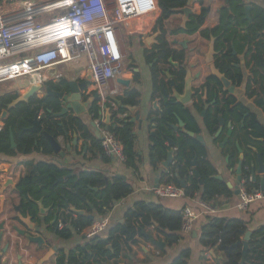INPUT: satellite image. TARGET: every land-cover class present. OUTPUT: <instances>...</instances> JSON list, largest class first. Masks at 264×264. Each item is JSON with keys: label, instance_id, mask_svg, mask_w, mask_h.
<instances>
[{"label": "crops", "instance_id": "1", "mask_svg": "<svg viewBox=\"0 0 264 264\" xmlns=\"http://www.w3.org/2000/svg\"><path fill=\"white\" fill-rule=\"evenodd\" d=\"M24 1L0 0V5H2L5 9L11 10L20 8L21 5L24 4ZM31 1L45 2L50 0ZM188 1V6L195 11V15L197 16L200 15L203 10H207V17L204 25L202 26V30H205L215 28L219 24L220 11L223 7L229 8L231 0H229L228 5L226 0ZM243 1L250 7L249 18H251V12L254 9L257 7L264 8V0ZM13 4L15 5L13 6ZM153 5L154 9L149 13L136 18L134 21L128 23L126 27H122L120 29L121 46L126 55L125 70L121 77L110 81V89H121L123 95L130 89H135L140 93L136 107L137 111L141 113V118L146 120L144 121L142 128L139 127L138 123L133 124L135 134V151L137 154L135 164L136 167L128 165L127 160L126 163H121L114 158L106 156L100 146L101 144L95 145L92 140L85 139L82 131H74L69 127V130L67 129L69 131L68 138L64 137L63 131L62 134L57 136V138L63 146H66L68 143H73L74 139L77 137L79 140L78 146L73 147L72 153L68 154L66 159H60L63 166H58L67 168L74 179L80 178L85 173H92L100 174L110 182L115 179H119L130 185L132 190L131 194L115 203L112 210H110L106 215H100L97 211L91 209L90 205L84 209L86 210L87 215H95L93 224L99 221H108L109 225L107 231L100 236L105 239H107L109 231L112 228L122 225L121 221L127 225V215L135 209L138 203L156 204L163 207L165 210L179 211L182 213L185 208H190L197 216L192 233L185 234L182 232L181 228V236L177 244L173 246L167 245L165 237L157 231V225L152 224L151 226H144L139 235L136 237L137 243L133 244L130 242L125 245L122 244L123 249L120 256L109 259L102 264H174L185 251L190 253L189 258L187 259L188 264H226V259L222 252L218 250H208L201 243V230L206 225L208 218L210 217H218L225 220L239 219L243 221L245 225V232H251L252 234L249 241L250 250L244 262L242 261V254L241 264H264V262L261 261V257L264 256V233L261 232L262 229H264V198L250 205L247 211H239L237 207L239 197L234 195V191L237 187L240 189L245 187L244 182H238V176L236 174L238 163L240 162V156L238 152H229L227 148H220V144H222L227 138L228 124L232 123V127L235 132L241 136V147L245 155L249 152L248 147L250 145L255 147L258 151L264 150V138L257 135L253 136L251 134L252 131L245 129L244 126L245 120L252 122L254 121V117L259 126H257L258 129L256 132L260 134L261 131L264 130V80L261 81L260 79V77L264 74V57L260 60V67L258 66L254 70L253 67H249L250 58H247V50L238 54L239 64L236 65V68L240 69L243 74V83L239 86L237 83L233 82L235 87L234 93H227L230 96H233L237 100L238 104H241L246 108V114L244 115V120L241 125L237 122V120L234 121L230 117H225L224 131L219 137H216L220 124L214 127L215 131L212 133L206 127L205 118L202 117L201 108H198L202 106L199 105L198 107H195L197 106V102L190 103L186 107L180 105L183 109H189L196 126L178 114L170 116L167 120L160 123L158 120H162L164 116V112H161V109L165 110L163 103L165 101H169L164 97V89L166 90L167 87H170V77L160 75L161 67L165 62L158 60L159 52L157 50L159 47H162L163 43L166 42L167 48L177 54L183 55V60L173 59V61L175 63H181V68H184L185 72L188 71L191 74L193 77L192 85L195 91H200V89L203 90L205 84L208 83V79L213 77V72L211 66L205 63V54L208 53L210 42L203 38L200 32L193 35L179 32L183 17V15L179 13H174L169 18L163 20L161 25H158V22L162 18L163 11L160 8L159 0H153ZM41 20L43 22L48 21L46 17H42ZM241 33L244 34L243 31ZM150 37L155 38V41L148 43ZM261 40L264 42V37H262ZM204 44H208V47ZM87 65L88 58L83 57L78 62L63 64L42 71L39 75H36L33 78L29 76L21 77L0 83V100L5 97L11 101H9L7 106H0V132L5 129L7 122L16 116L12 112V110L16 107L10 109L9 106L17 98L25 95L29 91L32 84L36 82L44 85V90L39 92L34 98L39 100H48L49 98H53L48 97L45 99V96L48 93V83L60 85L62 80L77 79L81 81L85 78L86 72L88 71ZM255 71L259 72L257 77L259 83L254 81ZM55 73H62L63 77L61 79L51 77ZM119 80L130 81L131 84L129 88L119 84ZM249 83L251 84L250 90L247 88ZM208 88L209 91L207 93L206 100L204 99V104L210 103L214 99V95L218 87L215 86L214 83H210V87ZM183 90L184 85H182L180 92L183 93ZM253 91L255 96L251 97L249 93H253ZM94 92L95 90L93 89V85H91L89 92H87V94L90 93V95L87 96L90 97ZM218 92L220 101L224 97L225 91L221 89ZM159 99L160 102L157 107H159L160 110H154V102ZM44 111L45 110L41 109L39 111V115H43ZM5 112H7L6 116H4ZM128 113L130 114L129 119L131 121L134 116L130 112ZM113 114L114 113H112V115ZM101 116L104 118L105 122L106 110L103 111ZM150 116L155 119V122L151 123L147 120ZM99 118H93V111H89L88 115L81 117L82 121L91 131L93 138H96L98 141L99 138L96 136V133L99 130L93 128L91 123L94 122L96 124V120ZM221 118L223 117L220 116L219 119ZM19 119L20 116L18 117V120ZM56 120L58 123L62 122L65 125V122L68 123L70 118L66 119L67 121L58 118H56ZM180 121L183 123L182 127L180 126ZM112 123L113 116L111 119V124ZM171 125L178 127L179 131L176 132ZM160 126L179 139L189 137L184 134V132L188 131L194 133L193 128L198 127V132L194 134L195 136H202L206 142V159L215 170V179L216 177H221L222 180L219 181H223L226 184L231 183L233 185V189L231 190L233 196L231 198H217L210 204V207L214 209V213H208L203 208V202L199 193L195 194L193 197H187L185 195V197L180 198H159L153 192V190L159 186L165 185V178L173 177L175 170V165H172V167L168 170L169 174H167V169L162 166V163L167 159V153L160 154L159 149L157 148V142H164V146L167 148V151L170 148L168 141L164 139L165 135H163V131L160 130ZM242 126L244 127L242 128ZM30 127L31 125L29 128ZM260 128L261 130H259ZM158 132L160 133L158 134ZM56 159L59 158L55 157L53 153L46 154L37 146L33 147L31 151L26 152L18 149L16 144L13 148L11 146L10 150L7 149L6 151L0 153V171H7V173L0 174V178L2 179L10 175L14 177V180H18L22 176H28V178L33 182L36 180L37 174V172L34 171V167L40 163L42 164L43 162L54 163ZM195 160V166L190 164L189 174L191 176H195V172H197L196 166L198 161L197 159ZM248 169V166L244 168L245 171ZM60 176L61 175H59V177ZM121 177H124L125 180ZM158 181L160 182L158 183ZM258 187L259 190H261L260 186ZM64 189L65 188H62V191ZM88 190L94 194L100 192L99 188H92L90 186ZM71 197H73V195H71ZM58 199H60V197H58ZM88 202L92 204L91 200H88ZM77 203L78 202L73 204ZM71 206L74 207V205ZM92 206L94 207L93 204ZM66 214H69V212L66 211ZM69 216H71V219H74L73 223L77 222L79 219H83L77 218L73 214H69ZM2 219L3 218L0 217V222ZM60 221H62V219L59 220L57 228L63 238L61 237L60 240V238L56 237L55 239L58 241L60 240L62 247H66L68 249V252L65 253L68 258H72L73 260L74 257L78 263L86 264L88 254L86 246L89 243V240H87L84 235L85 229L83 231H79L73 224L65 226L63 229H59L58 226ZM142 231H144L145 234L150 235L151 240L146 238V236L142 234ZM243 239L244 235L242 234L241 240ZM152 240L164 243V247L161 248L155 245ZM253 242L256 244L253 245ZM84 248H86V252H84ZM19 254L23 255L22 261L24 264H37V261L43 256V252H41L33 254L34 256L31 257L32 255L26 250H21ZM58 258L59 257L57 255L45 264H58ZM7 261L11 264H18V252L15 249L12 250L10 258H3V263H6Z\"/></svg>", "mask_w": 264, "mask_h": 264}, {"label": "trees", "instance_id": "2", "mask_svg": "<svg viewBox=\"0 0 264 264\" xmlns=\"http://www.w3.org/2000/svg\"><path fill=\"white\" fill-rule=\"evenodd\" d=\"M188 2V0H159V5L163 14L162 18L158 22V25H161L163 20L173 15L175 13V9L188 6ZM246 6L247 5L243 0H231L229 8H224L220 11L219 24L215 28L202 30V26L205 23L208 13L207 10H203L200 15L191 16L185 29H179V32L188 35L200 32L202 37L208 41L214 38L215 48L219 53V57L216 61V67L222 74H225L229 80H232L239 86L243 83V74L240 69L236 68V65L239 64L238 54L247 50V58H250L249 67H253L254 70L256 67H260V60L264 57V42L261 40V38L264 37V8L257 7L254 9L251 12V18L248 19L245 14ZM242 31L244 34L241 33ZM166 46L167 43H163L161 47L163 50L158 56L159 61L167 62L171 58L174 60L184 59L182 54H177ZM181 75V79L183 80L186 76L185 69ZM258 75L259 72L255 71L254 81L257 83H259L257 78ZM260 79L261 81L264 80V74L260 77ZM63 82H65V80H62L61 84ZM207 82L208 83L205 84L206 88L210 87V83H214L215 86L220 88V90L222 89L218 79L214 76L210 77ZM48 86L53 90H60L61 85L48 83ZM205 87H203V91L205 90ZM247 88L248 90L251 89L250 83ZM181 89L182 86L179 91H181ZM249 94L251 97L255 96L254 91ZM139 97L140 93L137 90H127L122 97L117 98V101L121 103L120 112L128 113V111L124 108L126 106L136 107ZM199 100L200 106L203 107V102L201 103L203 100L202 97L199 98ZM9 101L10 99L3 97L0 100V106H7ZM220 102H223L224 106L216 112V115L210 114L212 117L208 116L205 119L207 128L212 133L215 131L214 127L219 124V117L222 116L225 109L228 110L224 114L225 117H230L234 121L237 120L240 125L242 124L244 115L246 114V108L241 104H238L237 100L233 96L225 95ZM48 104L52 105L51 108L54 111H60V103L55 98H49L48 100H39L34 98L29 103H22L13 109L12 112L16 115L15 118L7 122L5 129L0 132V152H4L7 149L10 150L11 142L9 128H13L18 149L28 152L31 151L33 147L37 146L43 149L46 154H51V147L44 138H39L35 134L25 131V129L29 128L31 125L29 123V117H33L41 109L46 112L47 109H50L49 106H47ZM163 107L165 109L163 113L164 116L162 120H158V122L162 123L170 116L178 114L196 126L190 111L175 104L174 100L164 102ZM202 107L200 108L202 109ZM99 112L100 109L96 105L95 108H93L95 118L100 117ZM19 116L20 119L18 120ZM113 120H115L114 116ZM253 120L254 121L252 122L245 120V129L251 130V134L253 136L257 135L264 138V130H262L260 134L257 133L256 130L259 126L254 117ZM65 125L68 130L71 128L74 131H82L85 139L92 140L95 145H100V142L96 138H93L89 128L85 126L81 120L70 119L68 123L65 122ZM197 128L198 127L193 128L195 134L198 132ZM109 129L114 132L117 139L123 144L125 154L127 156V164L136 167L135 164L137 154L135 151L134 125L130 122V119L128 121H123L119 126H117L116 123H112ZM160 130L163 131V135H167L179 143L177 160L180 167L178 170H174L173 177L165 178L166 184H174L180 187L181 181L185 180L187 185L185 195L187 197H193L195 194L199 193L201 200L207 204L213 203L217 198H231L233 196V193L225 182L214 178L215 170L206 159L207 151L204 145L194 138H176V136H173L161 126ZM259 130H261V128ZM62 131L61 126L55 124L50 132L53 135L58 136L59 134H62ZM159 133L160 132H158V134ZM36 141L38 142V145L35 144ZM157 148H159L160 154L167 153V148L164 146V142H157ZM258 152L264 159V150H260ZM246 158L247 159L243 162L244 168L248 166L250 163L249 161L253 159L252 157L248 158V154ZM195 159L198 161L196 170L200 175L199 179L194 175L191 176L189 174L190 163L192 162L191 160ZM244 168L242 182H244L245 188L248 191L259 190L258 184L256 185V188H254L253 184L245 182V179L250 178V173L249 171H245ZM82 178L88 186L92 188H99L100 190L97 194H94L88 189L86 191V193L89 194V199L94 205V210L100 215H106L110 210H112L115 203L123 198H126L132 192L130 185L119 179H115L110 182L100 174L92 173H85L82 175ZM200 181L203 182V185H200ZM72 201L73 203L78 202L77 198H72ZM127 220V228H124L123 225H118L109 231L107 239L97 237L94 240L89 241L86 246L88 250L86 258L88 262L86 261V264H102L109 259L117 258L122 252V244L125 245L130 242L133 244L137 243L136 237L139 235L144 226H151L152 224L157 225V231L165 237L167 245L169 246L177 244L180 240V233L183 224L182 212L165 210L163 207L156 204L138 203L135 209L127 215ZM92 224L93 221L87 218L79 219L77 222L73 223L75 228L79 231L87 229ZM243 231H245V225L244 222L239 219L225 220L218 217H210L208 218L206 225L201 230V243L208 250H218L222 252L225 256L226 264H241L243 248L242 245L236 246V244L242 241L241 236ZM261 232L264 233V229H262ZM105 240L108 242L106 243ZM252 244L254 245L256 243L253 242ZM110 245L112 246L114 253L107 250V247ZM255 252L257 253L256 250ZM189 256L190 253L185 251L174 264H188L187 259ZM261 261L264 262V256L261 257ZM73 263L85 264L78 263L74 257L73 260L72 258L66 259L65 257L58 260V264Z\"/></svg>", "mask_w": 264, "mask_h": 264}, {"label": "built area", "instance_id": "3", "mask_svg": "<svg viewBox=\"0 0 264 264\" xmlns=\"http://www.w3.org/2000/svg\"><path fill=\"white\" fill-rule=\"evenodd\" d=\"M153 9V0H26L20 8L11 10L0 5V83L33 78L42 71L87 57V70L92 71L93 89L99 97L97 106L101 113L110 109L114 113L113 123L119 126L130 117L129 113L120 112L116 102L123 96L121 89H110V81L121 77L125 70L120 29ZM42 17L48 21L43 22ZM51 77L61 79L63 74ZM96 125L104 154L126 163L123 144L101 115ZM240 190L239 211H247L264 198L261 190L248 191L245 187ZM153 192L159 198L185 197V189L173 184L161 185ZM202 206L208 213H214L210 204L203 202ZM182 218V232L192 233L197 216L185 208ZM108 225L107 220L94 223L84 230L86 239L100 237ZM65 226L60 221L59 229Z\"/></svg>", "mask_w": 264, "mask_h": 264}, {"label": "water", "instance_id": "4", "mask_svg": "<svg viewBox=\"0 0 264 264\" xmlns=\"http://www.w3.org/2000/svg\"><path fill=\"white\" fill-rule=\"evenodd\" d=\"M227 5L229 4V0H226ZM224 9V7H223ZM175 13L182 14V25L181 28L185 29L187 27L188 22L190 21L191 16L195 15V11L189 7H183L178 8L174 10ZM246 17L249 18L250 14V7L246 6ZM151 41H155V38L150 37L148 40V43ZM219 57V53L216 51L215 48V39L212 38L209 43V50L208 53L205 54V63L207 65L211 66L213 76L218 79V82L221 84L222 89L225 92L233 94L235 91V87L233 85V81L229 80L225 74H222L219 69L216 67V61ZM171 78V76H169ZM193 77L191 74L187 71L186 77L184 79L183 85L184 90L183 93H181L178 89L175 87V83L172 81L171 87L173 88L171 90V93H169L167 90L164 89V97L165 99L172 101L174 100V103L177 105H181L186 107L190 103H195L199 106L198 99L200 98V94L198 90L195 91L192 85ZM93 83V74L91 70H88L86 72V76L83 80H65L62 84H60V90H53L51 87H47V95L45 96L47 99L48 97H53L57 99L60 103V111L54 114L55 118L62 119L66 121V119H78L81 120V117L84 115H88L89 111H93V108L95 107L97 100H98V93L94 92L90 97L87 95H90L89 88L91 87ZM119 84L125 86L126 88H129L131 82L125 81V80H119ZM44 90V86L41 83H34L31 85L29 91L23 95L17 98L15 101L11 103L9 108H15L21 103H29L34 97L37 96L39 92ZM208 93V89L205 88L204 91V99H206ZM218 95H216L217 97ZM116 102L121 105L119 101ZM160 99L156 100L154 102V110L159 109L157 105L159 104ZM197 107V106H195ZM128 112L133 114V118L131 119L132 124H139V127L142 128L144 120L141 118V113L137 111V107H124ZM200 108V107H199ZM160 110V109H159ZM189 110V109H188ZM209 110V104H206L203 108L202 117L206 118L208 115ZM165 110L161 109V112H164ZM100 115L102 114L99 112ZM176 114V113H175ZM7 115V112L4 113V116ZM112 113L110 109H106V120L105 125L110 126L111 119H112ZM95 115L93 114V118ZM147 120L151 123L155 122V119H153L151 116L147 118ZM220 128L216 133V137H219L223 131L225 126V119L221 118L219 119ZM29 122L31 123V127L25 129V131L33 133L37 136L41 135L49 144L51 147L52 153L55 157H58L59 159H56V164L59 166H63V163L61 160L66 159L68 154H71L73 151V147L78 146V138L76 137L73 141V143H68L66 146H63V144L59 141L57 136L52 135L49 131H46L43 126V122L41 119H39L38 114H35L33 118L29 119ZM83 122V121H82ZM198 123V122H197ZM83 124L87 126L84 122ZM59 126L62 127L64 137H69V131L67 130V127L64 125V123H59ZM91 126L95 128L96 130H99L97 125L92 122ZM154 126V125H153ZM180 126H183V123L180 121ZM199 126V125H198ZM88 127V126H87ZM171 127L177 132L179 131L178 127L171 125ZM207 127V125H206ZM244 126H242L243 128ZM49 129V128H48ZM91 133V131H90ZM184 134L191 138H195L198 142L202 143V145L206 146V142L202 136H195L193 132L185 131ZM99 131L96 133V136L99 138ZM241 136L235 132L234 128L232 127V123L228 124V133L227 138L223 141L222 144H220V148L224 149L227 148L229 152H238L240 162L238 163V167L236 170V174L238 176V182L241 183L243 179V162L247 159L244 154V151L241 147ZM164 139L168 141L169 143V150L167 151V159L165 162L162 163V166L168 170L172 167V165H175V170H178L180 167V164L178 163L177 156H178V142L176 140H173L171 137L165 135ZM10 142L12 148L16 146L15 136L13 129L10 128ZM38 145V142L35 143ZM248 158H253L250 160L248 165V170L250 173V178L245 179V182H250L254 185V188H256V185L259 184L261 191L264 192V159L262 158V155L258 152V150L250 145L249 147ZM159 149V148H158ZM43 151V149H41ZM160 152V150H159ZM1 153V152H0ZM61 159V160H60ZM248 162V160H247ZM191 165H196V160L191 162ZM34 171L37 172V166L34 167ZM7 173V171L5 172ZM195 177L200 178V175L195 172ZM123 180H125L124 177H121ZM215 178V177H214ZM218 180H222L221 177H216ZM160 181H158L159 183ZM15 180L13 176L8 175L5 178H0V217H2V221L0 222V264H11L9 261L6 263H3V258H10L11 252L13 249H15L18 252V264H24L22 261L23 255L19 254L21 250H26L31 254L33 257V254H38L43 252V256L37 261V264H45L52 260L55 256L58 255V260L62 257H67L68 249L66 247H62L61 243V235L59 233L58 228H54L55 223H50L47 220V215L45 212H42V204L39 201L34 200L30 194H25L24 191L22 192L21 189H18L15 185ZM181 187L183 189H186V181H181ZM200 184L203 185V182L200 181ZM228 188L230 190L233 189V185L231 183L227 184ZM73 191L75 188L72 189ZM97 190V189H96ZM240 188L237 187L234 191V195L236 197H239L240 195ZM23 193V200L20 204L17 203V197L19 195H22ZM27 197V198H26ZM57 197H60L58 201L59 209H61L60 213H65V216H68L69 214H73L77 218H87L91 221L95 220V215H87L86 210L79 209L77 204L72 207L70 200H68L66 197L67 195L62 192L58 191ZM47 198V196H45ZM60 201H63V205H60ZM88 205L91 206V209H94V207L91 205V203H88ZM66 211L69 212V214H66ZM64 216V215H63ZM74 220V219H71ZM124 228H127L123 221H121ZM142 234L146 236V238L151 240V236L145 234L144 231H142ZM242 234L244 235V239L237 243L238 245H243V262L245 261V258L250 250L249 247V241L251 239V232H245L243 231ZM58 237L60 240H56L55 238ZM63 238V237H62ZM64 240V239H63ZM107 243L108 241L105 240ZM152 242L163 248L164 243L162 242H155L152 240ZM107 250L113 252L112 246H108ZM86 248H84V252H86Z\"/></svg>", "mask_w": 264, "mask_h": 264}, {"label": "flooded vegetation", "instance_id": "5", "mask_svg": "<svg viewBox=\"0 0 264 264\" xmlns=\"http://www.w3.org/2000/svg\"><path fill=\"white\" fill-rule=\"evenodd\" d=\"M162 50L163 49L161 47H159V49L157 51L159 53H161ZM183 70H184V68H181V63H175L173 61V58L169 59L167 62H165L162 65L160 75H163L165 77L171 76L170 87L169 88L165 87L169 93H171V90L173 89L171 87L172 81L175 83V87L178 90L183 85V82L185 79V77L183 80L181 79V77H182L181 74H182ZM219 90H220V88L218 87L217 91L214 95V99L210 103H207V104H209V110H208L207 117L208 116L210 117L211 116L210 114L216 115V112H218L224 106L223 102L221 103L220 102L221 100L219 101V92H218ZM204 91L203 90L198 91L200 94V98L202 97V99L204 98V95H205ZM216 95H218V96L216 97ZM225 95L230 96L227 92H225L224 96ZM98 99H99V97H98ZM198 101H199V105H200V100L198 99ZM97 103H98V101H97ZM97 103H96V105H97ZM201 103L203 104V106H205V104H206V103L204 104V100H202ZM47 106H49L50 109H47L46 112L44 111L43 115H39L40 114L39 112H37L36 114H38L39 119L42 120L44 129L46 131L50 132L52 127L55 124H59V123L56 120V118L54 117V114L57 112L51 108L52 105L48 104ZM227 111L228 110L225 109V112L222 113V116L224 118H225L224 114ZM201 112H203V107L201 109ZM60 123H62V122H60ZM38 137L43 138L41 135H39ZM4 173L5 172L0 171V174H4ZM59 175H61V176L59 177ZM14 185L16 187H18V189H21L22 192L24 191L25 194H30L34 200L41 202L42 212L46 213L48 222H50V223L54 222L55 223L54 228H57V225H58V222L60 219H62L65 222L66 226L73 224V220H71V216H69V215L65 216V213L59 212L61 209H59V205H58V201H59V199L57 197L58 191H62V188H65L62 192H64L67 195V197H66L67 199L69 196L71 205H74V206L76 205V204H73L72 198L73 199L77 198V201H78L77 206L79 209L87 208L88 203H89L88 200H90L89 194L86 193L89 186L87 185L86 182L83 181L82 176L78 179H74L71 176V173L67 168L59 167L55 161H54V163L43 162L42 164L41 163L38 164L35 181L32 182L28 178V176H25V177L22 176L18 180H15ZM73 188H75L74 191L72 190ZM94 190H96V189H94ZM71 195H73V197H71ZM45 196H47V198H45ZM23 197H24L23 193H22V195H19L17 197V203L18 204H20L22 202ZM59 203H60V205L64 204L62 201H60Z\"/></svg>", "mask_w": 264, "mask_h": 264}, {"label": "rangeland", "instance_id": "6", "mask_svg": "<svg viewBox=\"0 0 264 264\" xmlns=\"http://www.w3.org/2000/svg\"><path fill=\"white\" fill-rule=\"evenodd\" d=\"M20 1V0H19ZM17 2V1H16ZM15 4H13V6H14ZM210 42V41H209ZM205 46H207L208 47V44H204ZM42 84V83H41ZM43 85V84H42ZM44 86V85H43Z\"/></svg>", "mask_w": 264, "mask_h": 264}, {"label": "bare ground", "instance_id": "7", "mask_svg": "<svg viewBox=\"0 0 264 264\" xmlns=\"http://www.w3.org/2000/svg\"><path fill=\"white\" fill-rule=\"evenodd\" d=\"M137 28V27H136ZM137 30V29H136Z\"/></svg>", "mask_w": 264, "mask_h": 264}]
</instances>
